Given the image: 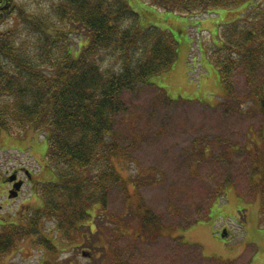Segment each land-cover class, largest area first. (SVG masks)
<instances>
[{
    "label": "rangeland",
    "instance_id": "374dc122",
    "mask_svg": "<svg viewBox=\"0 0 264 264\" xmlns=\"http://www.w3.org/2000/svg\"><path fill=\"white\" fill-rule=\"evenodd\" d=\"M59 1L20 0L25 9L46 15ZM251 1L264 5V0ZM129 2L141 15V27L156 25L172 34L178 42V55L148 83L124 93L128 108L117 116L114 138L120 152L113 163L127 185L113 189L105 212L98 206L91 210L98 216L99 228L90 219L95 232L89 240L65 241L56 230L55 219L46 217L40 228L57 245V251L38 245L32 235L19 241L0 264H44L46 260L61 264H264L261 194L251 178L261 182V172L253 171L264 157V114L249 94L242 71L233 76L239 99L233 101L226 99L220 73L206 61L204 68L198 63L206 60L204 50L215 65L211 53L219 46L215 39L222 33V25L216 23H232L239 10L247 11V5L214 8L202 16H177L143 0ZM209 18L213 21L206 23L210 30L202 31L201 21ZM179 22L193 40L190 53V38L180 31ZM15 24L10 19L3 27ZM25 30L17 40L34 49L33 33ZM72 37L76 49L87 44L81 35ZM197 47L201 50L198 57ZM104 56L105 67L119 65L110 55ZM48 149L47 131H0V230L11 223L26 225L27 218L44 207L40 184L59 181L46 163ZM20 165L30 168L33 177L11 196L15 188L3 176ZM139 198L163 220V232L154 237L148 236L147 229L142 238L128 235L132 226L140 233L136 213L128 209L129 204L139 205ZM120 215L128 227H120L128 229L126 235L119 228ZM223 229L226 237L219 235ZM84 250L90 254L83 255Z\"/></svg>",
    "mask_w": 264,
    "mask_h": 264
},
{
    "label": "trees",
    "instance_id": "16d2710c",
    "mask_svg": "<svg viewBox=\"0 0 264 264\" xmlns=\"http://www.w3.org/2000/svg\"><path fill=\"white\" fill-rule=\"evenodd\" d=\"M143 1L177 16L202 15L240 4L247 5L248 11L254 5L251 0ZM247 11L239 10L232 23H220L222 45L212 50L211 58L219 69L226 99L239 100L233 76L242 71L249 94L264 114V5L255 4L244 18ZM140 17L129 0H60L49 15L25 9L20 0H0V131H47L45 160L59 176L57 182L40 184L44 207L27 218L26 225L11 223L0 230V259L32 235L38 245L56 252L57 245L40 228L46 217L55 219L65 241L89 240L95 232L90 219L99 228L98 216L91 210L98 206L105 212L113 189L126 187L127 181L113 163L120 152L114 138L117 116L128 108L124 93L148 83L178 55L172 34L156 25L141 27ZM10 19L17 24L3 27ZM178 26L183 32L182 22ZM23 28L33 33L34 49L17 40ZM73 34L87 38V44L76 49ZM105 54L119 65L105 67ZM258 165L253 173L261 172V182L251 178L261 194L264 224V157ZM138 201L139 205L129 204L128 209L136 213L140 233L132 226L128 235L142 238L145 229L151 237L163 232L161 216L145 207L141 198ZM125 222L120 215L119 228H128ZM120 231L128 233V229ZM224 232H219L220 237H226ZM44 264L61 263L46 260Z\"/></svg>",
    "mask_w": 264,
    "mask_h": 264
},
{
    "label": "crops",
    "instance_id": "0c3cea01",
    "mask_svg": "<svg viewBox=\"0 0 264 264\" xmlns=\"http://www.w3.org/2000/svg\"><path fill=\"white\" fill-rule=\"evenodd\" d=\"M214 19H219V18H214ZM209 20H211V18H209V19H207V20H202L201 21V24H200V26H202V31H205L206 32V29H209L210 30V26L209 25H207L206 23L209 21ZM211 22H213L212 20H211ZM220 23L218 22V23H216V25H219ZM182 25H183V23H182ZM184 26V25H183ZM187 34V33H186ZM216 41H217V44L220 46V45H222V38L221 37H219L218 35H217V37H216V39H215ZM192 46H193V40L190 38L189 39V41H188V52L190 53V50L192 49ZM200 48H201V46H199ZM199 47H197L198 48V51L199 52H197V57H198V54L200 53V49H199ZM203 54H204V56H205V58H206V60H202L201 62L199 61L198 63H201L202 64V67L204 68V66H203V61H206V63H207V65L210 67V68H213L215 71H216V74H218L219 75V71H218V69L215 67V65L209 60L210 58H208L207 56H206V54L204 53V50H202L201 51ZM189 53H188V55H189ZM196 57V56H195ZM201 60V59H200ZM222 90H223V92H224V89L223 88H221Z\"/></svg>",
    "mask_w": 264,
    "mask_h": 264
},
{
    "label": "flooded vegetation",
    "instance_id": "af4514ba",
    "mask_svg": "<svg viewBox=\"0 0 264 264\" xmlns=\"http://www.w3.org/2000/svg\"><path fill=\"white\" fill-rule=\"evenodd\" d=\"M14 172L18 175L17 180H22L24 182V184L26 182L31 181V178L33 177L32 174L30 173V168H28L27 166H24V165H20L19 167L14 169L13 173ZM14 182H10L7 180V183H9L11 188L13 187Z\"/></svg>",
    "mask_w": 264,
    "mask_h": 264
},
{
    "label": "water",
    "instance_id": "95a60500",
    "mask_svg": "<svg viewBox=\"0 0 264 264\" xmlns=\"http://www.w3.org/2000/svg\"><path fill=\"white\" fill-rule=\"evenodd\" d=\"M16 179H17V174H12L9 176L10 181H15ZM22 185H23L22 180L16 181L13 185L15 189L11 190V196H16L19 192V189H21ZM87 254H90V253L84 250L83 255H87Z\"/></svg>",
    "mask_w": 264,
    "mask_h": 264
}]
</instances>
